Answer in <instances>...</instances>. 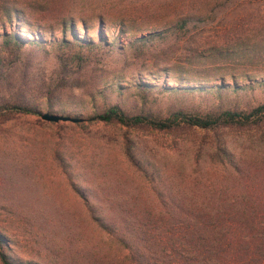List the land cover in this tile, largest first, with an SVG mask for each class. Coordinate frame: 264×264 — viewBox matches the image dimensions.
<instances>
[{"label":"rangeland","instance_id":"374dc122","mask_svg":"<svg viewBox=\"0 0 264 264\" xmlns=\"http://www.w3.org/2000/svg\"><path fill=\"white\" fill-rule=\"evenodd\" d=\"M60 2L77 18L81 42H97L101 15L104 39L109 43L116 37L117 42L110 43L106 54L90 56L80 71L67 74L66 85L58 87L57 51L49 44L61 33L53 18L26 10L32 27H22L20 33L27 40H43V51L28 54L31 46L25 45L26 51L15 56L0 39V99L13 96L19 86L21 95L39 113L80 119L52 122L38 114L0 118V235L11 243L8 253L18 262L68 264L66 254L78 242L69 244L66 236L87 224L83 200L75 191L79 186L94 190L98 197L93 202L100 198L104 208L122 201L130 203L120 206L130 207L137 206L135 201L143 196L150 197L152 186L159 188L165 180L176 184L177 195L199 200L206 192L216 193L220 180L236 176L226 161L214 155L211 133L127 128L89 121L92 112L118 104L131 112L163 117L177 109L200 114L246 110L264 100L260 85L264 0ZM185 16L192 19L181 29L165 31L142 46H127L134 38L164 31ZM16 27L15 22L6 25L0 35ZM139 71L151 90L97 92L119 76L136 78ZM220 80L242 88L194 89L217 86ZM192 86L194 90H186ZM50 87L54 91L47 104L40 93ZM172 87L179 90H169ZM222 139L232 151V162L240 159L245 167L250 162L264 167V133L231 131ZM127 153L133 155L134 163ZM99 238L97 232L91 233L90 244ZM108 248L104 244L103 250L109 253Z\"/></svg>","mask_w":264,"mask_h":264},{"label":"trees","instance_id":"16d2710c","mask_svg":"<svg viewBox=\"0 0 264 264\" xmlns=\"http://www.w3.org/2000/svg\"><path fill=\"white\" fill-rule=\"evenodd\" d=\"M62 3L60 0H0V28L14 22L19 26L0 35L8 53L15 56L26 51L23 50L25 45L31 46L25 52L28 54L45 50L46 43L43 40H27L20 33L22 27H32L26 10L38 11L42 18H53L56 21L61 36L49 46L57 51L58 87L66 85L70 78L67 74L80 71L90 56L106 54L110 43L115 45L117 42L116 37L109 43L104 39L102 15L98 16L97 42H81L75 27L78 20ZM191 19L186 16L179 18L164 31L142 34L129 41L127 46H142L162 36L165 31L181 29ZM79 23L85 27L83 20L79 19ZM138 74L136 78L128 77L125 80L119 76V79L109 82L97 92L105 95L108 92L122 93L130 88L137 91L151 90L152 86L142 78L144 74L140 71ZM76 83L74 86H77ZM260 85L264 87V79ZM193 88L187 87L186 90L214 89L219 92L242 87L236 84L228 86L224 80H220L217 86ZM169 90L179 89L172 87ZM53 91L54 88L50 87L47 92L40 93L47 104ZM21 93L18 86L13 96L0 99V118L20 114L40 115ZM88 120L115 123L127 128L166 132L193 129L205 135L211 133L214 155L218 160L226 161L236 176L220 180V186L214 187L216 193L206 192L199 200L183 194L177 195L174 190L176 184L165 180L159 188L152 186L150 197L147 194L135 201L137 206L130 207L120 206L130 203L122 201L116 207L104 208L100 206V198L97 204L93 202L92 199L98 197L94 190L79 186L75 191L83 200L87 224H82L77 233L70 232L66 236L69 244L74 240L78 242L77 247L66 254L68 264H71L69 262L72 259H75L72 264H264V167L260 169L257 162H250L245 167L240 159L232 162V151L222 139L224 133L231 131L263 134L264 100L246 110L223 109L200 114L177 109L163 117L131 112L118 104H111L92 112ZM129 153V161L134 163L133 155ZM93 232H97L100 238L90 244ZM104 244H108V249L112 251L108 253L107 248L103 250ZM10 245L6 237L0 235V264H40L33 260L16 261L8 253Z\"/></svg>","mask_w":264,"mask_h":264},{"label":"water","instance_id":"95a60500","mask_svg":"<svg viewBox=\"0 0 264 264\" xmlns=\"http://www.w3.org/2000/svg\"><path fill=\"white\" fill-rule=\"evenodd\" d=\"M40 118L46 121H52V122H57L59 120L61 121H72V122H77L80 121L79 118L71 117L68 115H61V114H56V113H49V112H42L40 113Z\"/></svg>","mask_w":264,"mask_h":264}]
</instances>
